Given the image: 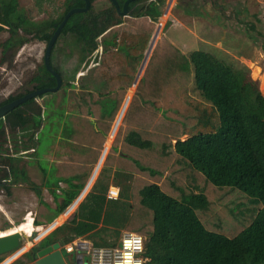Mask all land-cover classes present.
Returning <instances> with one entry per match:
<instances>
[{"label":"trees","instance_id":"obj_1","mask_svg":"<svg viewBox=\"0 0 264 264\" xmlns=\"http://www.w3.org/2000/svg\"><path fill=\"white\" fill-rule=\"evenodd\" d=\"M89 1L87 11L69 16L50 53L61 87L36 96L69 90L65 93L66 114L60 116L64 118L60 140L48 135L36 137L41 121L31 115L19 119L20 135L6 131L0 118V189L6 194L24 172L19 165L21 151L32 147V153L39 155L43 143L48 150L55 145L75 147L73 141L79 133L90 132L97 139L86 166L54 182L47 177L55 205L40 200L43 211L34 217L35 226L50 224L85 187L145 51L150 41L157 39L150 27L118 33L113 29L123 21L111 0H105L106 5ZM116 1L120 6L124 2ZM164 3L134 0L129 3L128 15L154 23ZM83 6L84 0H63L56 17L34 21L19 7L18 0H0L9 23V27L0 26L7 34L0 40V63L31 35L46 44L64 14ZM161 26L162 22L155 30L157 34ZM248 27L254 29L253 24ZM261 49L264 52V38ZM74 53L77 58L69 64ZM29 81L30 89L9 95L0 106L56 83L43 60ZM191 85L201 99L191 95ZM183 136L186 138L182 140ZM127 165L137 171L136 175L131 176ZM110 170L118 188L113 198L107 197L110 184L103 183L102 176ZM60 181L65 188L57 194ZM21 221H15L16 226L5 233L31 224L30 216ZM4 225H9L8 219ZM121 229L145 238L146 264H264V95L246 66L204 50L186 55L165 36L160 37L94 185L78 204L74 217L52 230L32 250L53 242L63 246L80 236L94 246H112L119 240ZM32 250L25 253L31 261ZM20 251L22 248L16 252Z\"/></svg>","mask_w":264,"mask_h":264},{"label":"rangeland","instance_id":"obj_2","mask_svg":"<svg viewBox=\"0 0 264 264\" xmlns=\"http://www.w3.org/2000/svg\"><path fill=\"white\" fill-rule=\"evenodd\" d=\"M98 2L106 5L105 0H99ZM18 3L19 7L25 11L29 18L37 21L48 17H56L62 11L63 0H18ZM184 6L191 13H187L183 8ZM162 17H164L163 21L161 20ZM122 21V24L114 27L113 30H116L118 33L123 31L138 32L150 27L152 29V36L157 37L153 44L160 37L165 36L172 44H178L179 47L177 45L175 46L186 55L195 50H204L212 52L226 61L246 66L250 70V77L258 81L259 89L264 95V52L261 49L264 38V0H165L162 14L154 23L147 19L134 18L131 15L122 17ZM161 22L162 26L159 34H157L155 30ZM250 24L254 25L253 30L249 29L248 26ZM0 26L9 27V23L3 16L1 9ZM6 35V32L0 31V40ZM45 46L46 44L42 41L27 40L21 47L11 53V57L5 58L0 63V102L9 95H16L25 89L31 88L32 83L29 79L35 72L36 67L43 60ZM150 53L148 55L149 57ZM76 58L77 54L74 53L69 59V64L74 62ZM147 61L148 59H146L145 63ZM145 66L146 64L141 69L140 77ZM139 80L137 81L139 82ZM136 86L132 85L126 91V95L129 93L128 105L134 95ZM68 92L69 90H60V92L55 94L59 93L57 95L59 98ZM190 93L194 98L201 99L198 91L192 85ZM50 98L51 96H44L42 100L45 103ZM115 120L117 121V117ZM17 124L14 123V127L8 128L10 134L13 135L15 133L20 135L18 130H16L20 124ZM127 166L129 171H131L129 172L132 174L131 176L133 177L134 173L136 175L137 171L133 170L129 165ZM105 173L102 176L109 182L112 170ZM29 194L24 197L19 195L15 196L16 194L7 196L8 194L6 195L4 190H0V203L4 202L5 199L10 202L6 217L0 213V227L4 226L6 218L11 220L7 229L2 232L5 233L11 227L16 226L15 221L22 219L25 215V205L33 204V207H31L33 211L34 208L35 210L37 209V199L33 194ZM18 197L20 198L17 199ZM47 197L50 200L49 196ZM40 211H43L41 207L38 208V213ZM50 224L44 225L42 229L44 231L43 234L42 231L40 234L37 233L38 231H32L29 236L25 235L20 241L22 251L3 254L0 263L8 259L7 261H11L6 264H14L17 261L21 264H35V260H28L25 253L54 230L59 223L48 231L49 228L47 227ZM122 231L124 230L121 229L120 234ZM86 240L91 243L89 239ZM61 252L67 264H75L76 251L68 254L64 251V248H61ZM82 253L84 264H88V253L86 251Z\"/></svg>","mask_w":264,"mask_h":264},{"label":"crops","instance_id":"obj_3","mask_svg":"<svg viewBox=\"0 0 264 264\" xmlns=\"http://www.w3.org/2000/svg\"><path fill=\"white\" fill-rule=\"evenodd\" d=\"M174 45H177L179 47L178 44H174ZM58 94L51 95V98L48 100V102H45V103L43 102L42 98L40 99V101H39V98L37 97L33 98L27 101L26 103L22 104L21 106H19V108H17L14 112H10L7 115H5L3 117V120H4V125L6 127V130L8 131V128H11L14 125V123L15 124L18 123L17 125H19V119L22 116L31 115V117H33L34 119H38L41 121L39 129L36 131V134H34L36 137L38 136L39 138L40 135H48V136H54L56 137V139L60 140L59 138L61 135L62 125L64 122V118H60V116L61 114H63L64 116L66 114L65 107H66V102H67V95H65V93L63 95L60 94L61 97L58 98L57 97ZM127 97L129 101V93L125 95V98ZM128 101L126 105L124 106L122 113L118 114L120 113L119 111H121V107L124 105L122 102L123 105H121L117 113L118 116L116 115L117 121L114 120L113 122L114 124L113 126H111V129L108 135L106 136V140L103 143L98 159L91 167V171L89 173L88 180H87L85 187L78 194V196L71 203L67 204L64 207L63 211L53 219L51 223H53L54 226L57 223H59L58 226H60L61 224L70 221L74 217L75 210L78 204L87 194V192H89V190L92 188L95 181L97 180L99 173L101 171V168L104 164L106 155L109 152V149L114 140L118 127L128 107ZM87 129L88 128L86 127V132H87ZM16 130H18V127L16 128ZM185 138L186 136H183L181 139L183 140ZM26 139H27V136L25 135L24 140ZM96 141L97 139L93 138V135L90 134V132H89V135H82L79 133V134H76L75 139L73 141L75 142V147L73 146L70 147L66 145H59V146L55 145L52 150L50 149L48 150V148H45L47 144L43 143L42 147L44 149L39 155L35 153L33 154L32 151H29V153L28 152H26V154L23 153V155L20 157L19 165L23 167L24 172L18 175L17 183L12 185V187L10 188L9 194L8 195L6 194V195L11 196V195L16 194L15 196L19 195V196L24 197L26 195L27 196L30 195L29 193H31L37 199V204H36L37 209L35 210L34 208V211H33V209L31 208L33 207L32 206L33 204L25 205L26 206L25 215L22 217V219H19V220H22L20 222L22 223L28 216H30L31 218L30 226L26 227L29 229V233L24 232L26 236L27 235L29 236L32 233V231L33 232L38 231L37 233L40 234V232L42 231L44 227V225H38V226L33 225L34 217L38 213V208L41 207V205L39 204L40 200L43 203L49 204L50 206L55 205L53 194L51 193V190L53 188L49 186L50 183L48 181V178H51V179L53 178L51 181L54 182L55 179L66 178L67 176L73 175L75 173V170H77L79 166H86L85 164L86 161L92 158L93 151L95 150V147H96ZM114 155H116V153ZM63 164H66L67 166H63ZM42 167L45 170L46 177H44L45 174L43 175V171L41 169ZM112 169L114 171V167H112ZM113 181H114L113 172L111 173V178L109 182L103 178V183L108 182L110 184L107 190V197L109 198L116 197V196H110L108 194V191L110 189L118 190V188L114 185ZM64 188H65V184L62 181H60L59 187L55 188V192L57 194H61ZM35 192L37 193V195H35ZM47 196H49L50 200H48ZM19 198L20 197H18L17 199ZM58 200H60V198ZM8 204H10V202H8V200L6 199L4 202L0 203V212L3 215H5V217H6V212L9 210ZM72 204H74V206L70 208ZM60 216H64L63 219L60 222H55V220L59 218ZM6 219H8V222H11L9 218H6ZM47 228H50V225ZM30 229H31V232H30ZM43 233L44 231H42V234ZM77 238H81L85 240L87 239L86 237H82V236L77 237ZM9 261L6 260L5 264Z\"/></svg>","mask_w":264,"mask_h":264},{"label":"water","instance_id":"obj_4","mask_svg":"<svg viewBox=\"0 0 264 264\" xmlns=\"http://www.w3.org/2000/svg\"><path fill=\"white\" fill-rule=\"evenodd\" d=\"M132 1H134V0H125L123 5H122V9L120 10L118 2L116 0H111V2L113 3V5H114V7H115V9H116V11L120 17H124V16L128 15V5ZM89 7H90V1L84 0V6L83 7H75V8H71L70 10H68L64 14L61 22L58 24V26L54 30L53 34L51 35L50 39L46 43V46L44 49V54H43V63H44L45 68L54 76V78L56 80L55 86L50 87V88H41V89H36V90L30 91V92L25 93L16 99L12 100V101H9V102L1 105L0 106V118H3L7 113L12 111L14 108L22 105L27 100L35 98L36 96H38L42 93H45V92H55V91L59 90V88L62 85V80H61L60 76L56 73V71L52 68L51 63H50V53H51L52 47L55 43V40H56L58 34L60 33L62 27L64 26V24L67 21V19L69 18V16L73 13L87 11L89 9ZM153 43L154 42H152V40H151L149 45H148V48H147V50L143 56L140 67H139V69L135 75V78H134L132 85H137V83H138L137 80H139V78H137V77H138L141 69L143 68L144 64L147 63V62L145 63V61H146V59L149 58L148 55H149L151 49L154 48L155 44H153ZM125 101H126V98H125L124 102ZM124 102H123V104L125 105L126 102L125 103ZM124 105L121 107V112L124 109ZM53 226H54V224L51 223L48 231L51 230V228ZM7 227H8V225H4L3 227H0V231L7 229ZM25 235L26 234L21 230H15L14 232L4 233V234L0 235V256H2L5 253L17 251L20 248V241L22 240V238ZM32 248L30 250H32ZM33 250H32V254H33V258L35 260L34 261L35 264H66V262L63 258L61 249H60L59 242H53L50 245H47L45 247L39 248V249L34 250V251Z\"/></svg>","mask_w":264,"mask_h":264},{"label":"built area","instance_id":"obj_5","mask_svg":"<svg viewBox=\"0 0 264 264\" xmlns=\"http://www.w3.org/2000/svg\"><path fill=\"white\" fill-rule=\"evenodd\" d=\"M33 151V148L23 150L20 153ZM110 196H116L117 190L110 189ZM145 238L133 231L124 230L119 240L112 246H94L88 240L76 238L60 247L70 254L76 251L75 264H84L83 253L89 255L88 264H146L147 259L143 256ZM67 264V263H66Z\"/></svg>","mask_w":264,"mask_h":264},{"label":"flooded vegetation","instance_id":"obj_6","mask_svg":"<svg viewBox=\"0 0 264 264\" xmlns=\"http://www.w3.org/2000/svg\"><path fill=\"white\" fill-rule=\"evenodd\" d=\"M125 1V0H124ZM124 3V2H123ZM123 3H122V5H123ZM122 5L120 6L119 5V8H120V10L122 9ZM129 12H130V8H129V5H128V14H129ZM116 14L118 15V13H117V11H116ZM119 16V15H118ZM33 20V19H32ZM32 37H31V39H33V40H37V39H35L34 37H33V35H31ZM30 39V40H31Z\"/></svg>","mask_w":264,"mask_h":264},{"label":"bare ground","instance_id":"obj_7","mask_svg":"<svg viewBox=\"0 0 264 264\" xmlns=\"http://www.w3.org/2000/svg\"><path fill=\"white\" fill-rule=\"evenodd\" d=\"M19 230H21V231H23V232H25V233H29V229L28 228H22V229H19Z\"/></svg>","mask_w":264,"mask_h":264}]
</instances>
